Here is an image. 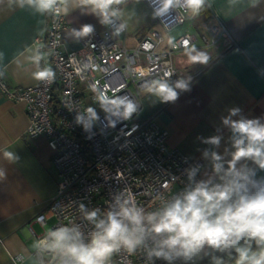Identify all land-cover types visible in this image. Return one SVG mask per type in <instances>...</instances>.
<instances>
[{
    "label": "clouds",
    "instance_id": "9594fccd",
    "mask_svg": "<svg viewBox=\"0 0 264 264\" xmlns=\"http://www.w3.org/2000/svg\"><path fill=\"white\" fill-rule=\"evenodd\" d=\"M138 2V0H137ZM237 7L242 0H227ZM129 0H12V5L27 9L41 17H66L78 10L93 15L101 25L112 27L119 36L127 28L121 6ZM213 0H159L155 15L170 10H183L190 18L198 17L212 6ZM94 26L83 24L71 29L74 38H86ZM45 47L40 40L28 49L34 66L32 77L52 83L56 73L47 65ZM192 64H208L209 55L195 47L187 52ZM42 61L44 62L42 64ZM172 73H167L169 78ZM152 82V91L161 102H175L180 91L190 90L191 78ZM101 108L117 118L129 119L137 112L138 104L128 95L96 98ZM233 117H239L233 119ZM97 118L89 107L78 112L76 122L87 131ZM229 130V147L220 153L223 137L214 135L203 140L210 145L202 157L211 166L205 178L197 179L203 165L185 169L186 183L176 192L161 196L152 209L140 205L130 189L115 193L107 209L78 205L83 223L48 228L43 236L31 244V264H112L114 254L121 251L141 254L144 264H264V117L248 118L239 107L228 110L221 117ZM9 163L18 159L12 151H3ZM5 170L0 168V180ZM165 188H169L165 185ZM170 191V188H169ZM25 260L19 255L17 260Z\"/></svg>",
    "mask_w": 264,
    "mask_h": 264
},
{
    "label": "built area",
    "instance_id": "2783aa9c",
    "mask_svg": "<svg viewBox=\"0 0 264 264\" xmlns=\"http://www.w3.org/2000/svg\"><path fill=\"white\" fill-rule=\"evenodd\" d=\"M145 1L155 15L159 0ZM188 17L183 10H170L155 15V21L169 31ZM66 27V17L48 16L44 35L35 40L45 45L41 51L56 73L54 82L13 87L0 75V91L6 98L25 104V134L45 137L52 149L58 183L47 209L36 214L34 221L43 226L52 217L50 228L83 223L88 230L91 226L82 221L77 208L80 203L104 211L115 193L128 188L140 205L152 209L161 196L183 188L186 168L203 165L199 156H189L170 146L167 130L153 116L139 117L142 94L152 87V82L167 79V73H172L170 82L187 77L186 69L173 63L174 54H187L193 47L207 51L231 35L225 23L214 15L200 21L199 31L184 32L165 48H161L164 37L157 29H146L133 46H128L127 28L114 36L113 28L105 26L81 38L79 48L70 51L63 43ZM196 41L200 45H195ZM100 94L128 95L138 104L137 112L129 119L114 117L96 102ZM89 107L97 118L86 131L75 118ZM197 179H202L201 172ZM18 256L13 257L15 264L20 262ZM112 264H144V260L139 253L121 251L114 254ZM156 264L165 262L157 260Z\"/></svg>",
    "mask_w": 264,
    "mask_h": 264
},
{
    "label": "crops",
    "instance_id": "0c3cea01",
    "mask_svg": "<svg viewBox=\"0 0 264 264\" xmlns=\"http://www.w3.org/2000/svg\"><path fill=\"white\" fill-rule=\"evenodd\" d=\"M208 9L210 17L215 15L225 23L231 37H223L203 51L210 57L206 65L192 64L185 53L174 54L175 66L186 69V78H191L190 90H177L178 99L164 104L151 87L142 94L139 112V117L153 116L167 130L170 146L201 158L202 179L205 172L211 171L202 157L203 150L211 146L203 140L221 135L223 139L216 149L220 153L230 146V132L221 117L227 116L233 107H239L248 118L264 117V0H242L235 8L227 0H213ZM66 19L63 43L70 51L79 48L81 39L71 36V29H79L83 24L93 25L94 31L105 28L96 17L82 15L78 10ZM204 19L207 18L200 15L195 20L188 17L189 27L173 34L180 25L165 31L155 21L159 29L153 25L149 28L162 33L161 48H165L184 32L199 31ZM46 27L47 17L14 7L12 0H0V75L10 86L25 87L37 82L31 75L34 66L28 49L44 35ZM146 27V22L136 27L127 24L130 46ZM27 126L25 104L6 98L0 91V168L5 170V178L0 180V264H15L13 257L18 254L26 257L19 264H31L32 242L54 221L49 217L43 226L34 221L35 215L47 209L53 198L58 176L46 138L27 136ZM5 150L18 157L16 162L3 158ZM258 175L264 176V172Z\"/></svg>",
    "mask_w": 264,
    "mask_h": 264
},
{
    "label": "rangeland",
    "instance_id": "374dc122",
    "mask_svg": "<svg viewBox=\"0 0 264 264\" xmlns=\"http://www.w3.org/2000/svg\"><path fill=\"white\" fill-rule=\"evenodd\" d=\"M121 7L124 11L123 19L127 24L130 23L131 25L136 27L139 24L146 22V28L152 27L153 25V27L155 26L159 29V27H157V24H155V15L153 13V10L149 7L145 0H138V2L137 0H129V3L127 5H123ZM188 27L189 21L186 19V21L182 23V25L172 31V34L181 32ZM126 44L128 46L131 45L129 40L126 41Z\"/></svg>",
    "mask_w": 264,
    "mask_h": 264
},
{
    "label": "trees",
    "instance_id": "16d2710c",
    "mask_svg": "<svg viewBox=\"0 0 264 264\" xmlns=\"http://www.w3.org/2000/svg\"><path fill=\"white\" fill-rule=\"evenodd\" d=\"M200 16L204 17V18H208L210 17V12H209V9L206 8L205 10H203L200 14ZM204 264H208L207 261H204Z\"/></svg>",
    "mask_w": 264,
    "mask_h": 264
}]
</instances>
